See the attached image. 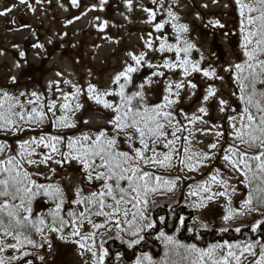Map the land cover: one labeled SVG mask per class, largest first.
Listing matches in <instances>:
<instances>
[{
    "label": "snow or ice",
    "instance_id": "6c2138e0",
    "mask_svg": "<svg viewBox=\"0 0 264 264\" xmlns=\"http://www.w3.org/2000/svg\"><path fill=\"white\" fill-rule=\"evenodd\" d=\"M35 2L40 3L41 0ZM213 2L218 3L219 0ZM17 3L31 7L29 0H17ZM107 3L108 0H98L100 7L94 6L89 10L103 11V5ZM233 3L240 18L242 59L224 71L230 74L235 84L232 95L238 103L236 107H230L227 101L219 99L217 89L212 85L206 88L201 100L204 105L216 99L221 113L226 109L229 111L230 115L225 117V131L218 130L223 127L220 124H212L207 131L196 127L210 123L205 119L209 113L204 106L192 115L182 109L176 110L180 93L185 88L197 87L189 77L199 74L209 81L222 80L223 77L215 70L203 69L202 56L199 59L192 56L198 50L187 37L189 28L179 23V16L171 5H166L165 0H150V4L157 7L141 9L146 16L143 22L152 28L144 47L162 56L171 53V59L152 64L147 62L146 52H128L132 63L126 62L107 88H99L89 82L82 90L64 80L71 91L64 92L59 82H55V91L60 93L55 98H46L35 91L10 94L0 89V133L19 136L23 132L39 130L37 135L18 140L15 146L0 139V264H33V253L25 249H38L45 245L51 248L46 233H55L59 239L76 245L82 258L88 254L89 259L84 264H105L109 253L102 243L96 241L100 229L111 231L108 228L111 224L116 226L118 233L140 237L129 244L132 247L143 239L140 234L145 228L155 227L152 223H141L146 220L149 198L173 192L179 179H166L156 170L177 167L180 171L197 172L208 167L206 162L218 155L217 150L219 159L230 172L243 178L241 182L249 189L247 198L239 205V210L231 207L229 185L221 179L217 169L208 180L197 183L187 193L188 197L195 198L194 207L205 208L209 202L223 197L229 205L223 216L225 223L264 208V0H233ZM71 4L78 7L79 0H71ZM125 6L133 11V0H125ZM160 9L166 11L167 19L161 16ZM13 10L14 6L0 10V17ZM96 20L99 21L97 31L104 32L107 21H100L99 17ZM209 23L223 27L218 22ZM166 27L175 33L173 43H169V36L164 35ZM153 33L161 35L154 36ZM33 47L41 49L43 45L36 43ZM18 55L20 59L25 57L23 51ZM142 65L154 69L153 77L167 80L166 94L158 104L148 103L144 85L140 90L129 91V86L134 84L133 74ZM16 67L20 64L17 63ZM159 69L175 74L177 79H168L165 71ZM151 82L147 81L149 86ZM10 83H16L15 77L10 79ZM81 96H86L96 105V111L104 117V124L95 130L65 135L66 130L77 129L80 123L76 114L84 107L79 102ZM82 123L88 125L89 121L83 120ZM45 126H50L54 132H44ZM226 133L232 143L222 147L218 141ZM197 134H211L217 142L209 143L206 150L196 149L194 144L203 143L197 139ZM72 163L78 165L82 182L91 186V190L86 192L84 188L73 185L74 198L71 201L66 199L64 187L60 184L37 180L42 176L50 181V175L33 171L43 167L54 175L56 168L51 165L66 170V166ZM213 185L224 191L213 192ZM232 191L234 193L235 189ZM40 197L54 204L47 214L52 218L51 223H46L45 217H34L33 202ZM68 203L77 207L67 211L65 218L61 214ZM94 218L103 220L97 222ZM180 223L183 225V219ZM262 225L264 221L256 223L251 232L256 233ZM66 228L69 229L68 234H65ZM235 231L239 233L241 229ZM35 236L40 237L39 242ZM160 238L170 249L165 255L179 256V264H264V242L258 239L218 243L201 249L195 245L179 244L163 232ZM39 259L43 261L44 257ZM136 264H152L151 257L144 255L137 259ZM171 264L178 262L172 261Z\"/></svg>",
    "mask_w": 264,
    "mask_h": 264
},
{
    "label": "rangeland",
    "instance_id": "374dc122",
    "mask_svg": "<svg viewBox=\"0 0 264 264\" xmlns=\"http://www.w3.org/2000/svg\"><path fill=\"white\" fill-rule=\"evenodd\" d=\"M233 0H219L218 3L213 0H165L166 5H171L172 10L189 25L188 39L194 45H198L199 51L206 56L211 46L216 41L217 55L224 59L223 68L219 71L222 80H214V87L217 89L219 99L229 100L232 90L228 85V72L225 68L232 65L230 48L224 39V35L216 30L212 32L210 26L212 22L224 24L228 19V12ZM31 7L20 5L17 0H0V10L14 6V10L8 15L0 17V89L11 85L10 79L15 77L18 82L14 92L31 93L35 91L43 94L46 98H55L60 93L55 91V82L64 92L71 91L70 86L63 83L68 80L71 84L81 87L83 90L89 82L99 88H107L111 84V79L123 70L126 62L132 63L127 56L128 52L139 54L146 52L147 62L160 64L161 55L154 51H148L144 47V41L149 39V32H152L151 26L144 23L145 13L141 11L143 7H157L150 4V0H133V11H129L125 6V0H108L103 5V11H90L92 7H100L98 0H79V6L74 7L71 0H41L36 3L35 0H29ZM207 5V7H204ZM225 5H228L227 7ZM161 16L167 19L166 11L160 9ZM22 19V24L18 25L14 18ZM79 17V19H77ZM107 21L108 26L104 32L97 31L99 21ZM127 17V19L125 18ZM25 25L29 27H24ZM219 28V27H217ZM158 35V33H153ZM40 43L43 48L37 49L33 45ZM155 46V45H154ZM23 51L25 57L20 59L18 53ZM19 63L20 67H16ZM165 71L168 79H177L175 74ZM60 73V76H57ZM43 74L42 84L38 85L33 79ZM189 79L197 85L196 89L185 88L180 93V103L176 105V110L182 109L186 114L192 115L196 110L204 106L209 115L205 118L209 125L198 124L196 127L203 128L206 131L212 124L222 125V114L216 99L202 105L201 100L197 99L196 92L199 85H202L200 75L194 74ZM151 85L147 86L146 93L153 99L162 101L166 94L164 91L167 80L164 77L156 78L152 75ZM52 84V88L49 85ZM112 87H115L114 85ZM195 95H191V93ZM204 91L200 95L203 96ZM191 95V98L189 96ZM25 100L24 97L21 98ZM86 96H81L79 102L85 107L83 101ZM83 107V108H84ZM79 115L76 114L78 119ZM180 117H178L179 119ZM85 120L89 125H103L104 119L96 115H88ZM72 130V129H69ZM223 131V127L218 129ZM33 136V135H30ZM197 139L202 144H194L196 149L206 150L211 142H217V138L211 134L201 136L197 134ZM218 143L225 147L223 137ZM218 155L211 161H207L208 167L201 168L197 172L180 171L177 167L171 170V178L190 177L198 179L199 173L206 171L208 174L215 171L214 163ZM56 168L53 175L46 168L36 169L38 173L50 175L51 180L64 187L65 192L74 196L73 185L91 190V186L82 182V174L78 165L72 163L65 169H60L57 165H51ZM214 168V170H213ZM212 169V170H211ZM164 171V169H160ZM70 177V179H68ZM208 177H210L208 175ZM178 179V180H179ZM221 179L229 185V192L232 200L240 195V183L233 177L221 173ZM205 181V180H204ZM233 188L235 192L233 193ZM200 223L207 220L197 215ZM100 232V230H99ZM98 232V233H99ZM97 233V234H98ZM89 259L85 254L82 258L79 250L75 251L70 257L66 258V263L62 264H84ZM118 264H127L120 259Z\"/></svg>",
    "mask_w": 264,
    "mask_h": 264
},
{
    "label": "trees",
    "instance_id": "16d2710c",
    "mask_svg": "<svg viewBox=\"0 0 264 264\" xmlns=\"http://www.w3.org/2000/svg\"><path fill=\"white\" fill-rule=\"evenodd\" d=\"M179 23L186 24L189 28V25L182 21L181 18L179 19ZM239 23L240 18L238 10L232 1L231 8L228 12V19L223 24V27L217 28L210 26V29L213 33L218 30L224 35V39L230 48L232 64L235 62H240L242 59L240 49L242 35L239 30ZM158 35L161 34L158 33ZM164 35L169 36V43H173L175 41V33L170 27H166ZM217 46L218 45L215 41L208 54L203 56L199 51L198 45H195V48L198 51H194L192 56L197 59L202 56V68L205 70H215L217 75L220 76L219 71L223 68L224 59L221 55H217ZM172 55L173 54L171 53L164 54L163 56L161 55V61L171 59ZM153 71L154 69L142 65L140 70L133 74L132 78L134 84L129 86V91L140 90V86L144 85L143 91L148 103L158 104L161 102L160 100L153 99L146 93L148 86L147 81L149 80ZM42 78L43 74H41L38 78L33 79V81L41 86ZM200 78L201 80L199 82H201L202 85H199L196 96L197 99L202 100L203 96L200 97V95L203 91V95L205 94V90L209 85L214 86V80L209 81L202 75H200ZM227 80L228 85L233 92L235 89V84L230 79V74H228ZM17 84L18 82L3 87L2 89L9 92L10 94H17L11 89V87L15 88ZM227 102L230 107H236L238 103L236 97L233 95H231ZM83 104L85 107L78 113V121H80V123L78 124L77 129L66 130L64 132L65 135H71L81 130H95L96 128L100 127V125H84L82 123V121L85 120L89 114L96 115L104 119V117L101 116L98 111H96V105H94L91 101L85 99ZM221 114L223 116V131H225L227 129V121L225 117L230 115V113L226 109L225 112ZM43 131L54 132V129H52L50 126H45ZM38 132H23L19 136L12 135L11 133H0V139H4L6 142L15 146L18 140L27 139L30 135H37ZM223 141L225 142V147L232 143V141L227 138V133L226 136L223 137ZM214 168L215 170L218 169L220 174L224 173L229 176H233L240 183V195L232 200V196L230 194L231 207L239 210V205L247 198L249 191L248 188L244 187V183L241 182L243 181V178L239 177L237 173L230 172V170L224 165L223 161L219 159V156L214 163ZM172 169L173 168L168 170L164 169L163 172L160 171V169H157L156 171L166 179H170L172 176ZM33 171L37 172L36 169H33ZM213 174H215V171H211L209 174L206 171H202L199 173L198 179L182 177L177 181L176 188L173 192L151 196L145 211L146 220L141 223H152L155 224V227L145 228V230L141 232L140 235L143 237V239L140 240L139 244L129 247L130 243H132L135 239H139L140 237H131L126 232L118 233V230L114 225H108V228L112 229L111 231H108L107 229H100V232L96 236V241L98 244L102 243L104 250L108 251L109 253L105 259V264H118L120 259H122L127 264H136L137 259L144 255L151 257L152 264H171L172 261H177L179 264V256L174 254H170L168 256L165 255V253L169 252L170 249L169 247H166L165 241L160 238L161 232H163L165 236L172 237L179 244L186 246L195 245L201 249H206L207 247L218 243H241L243 241H252L256 239L264 242V225H262V229L258 230L256 233L251 232V227L260 221H264V208H260L258 211L246 213L242 216H237L233 220L225 223L223 216L225 215V210L229 205L223 197L216 198L214 201L209 202L205 208L197 209L194 207L193 202L195 198L188 197L187 193L197 183L205 182L209 178L208 175L211 176ZM37 180L41 183H56L52 180H44L42 176L37 177ZM212 191H224V189L213 185ZM65 195L66 199L69 201L73 200L74 198V196L67 192H65ZM75 207L77 206L72 203L65 204L64 212H62L61 215L65 216L67 211H70ZM52 208H54V204L51 201H48L43 197L37 198V200L33 202L34 217H45L46 223H51L52 218L47 214ZM197 215H200L207 221L205 223H200L197 219ZM65 218L67 217L65 216ZM94 219H96L97 222H101L103 220V218ZM181 219L184 221L183 225L180 223ZM161 220H163V222H161ZM237 228H240L241 232L237 233L235 231ZM224 229H227V231H224ZM68 233L69 229L66 228L65 234ZM46 235L51 243V248H49L48 245H45L43 248L25 249L26 251L33 253V257H31L33 259V264H62V262L66 261V258L70 257L75 251L79 250L76 245L59 239L55 233H46ZM34 238L38 242L40 241L39 236H35ZM40 256L44 257L43 261L39 259Z\"/></svg>",
    "mask_w": 264,
    "mask_h": 264
},
{
    "label": "water",
    "instance_id": "95a60500",
    "mask_svg": "<svg viewBox=\"0 0 264 264\" xmlns=\"http://www.w3.org/2000/svg\"><path fill=\"white\" fill-rule=\"evenodd\" d=\"M14 21L18 24V25H21L22 24V19L18 18V17H15L14 18Z\"/></svg>",
    "mask_w": 264,
    "mask_h": 264
}]
</instances>
